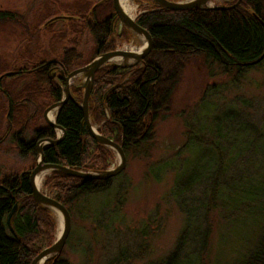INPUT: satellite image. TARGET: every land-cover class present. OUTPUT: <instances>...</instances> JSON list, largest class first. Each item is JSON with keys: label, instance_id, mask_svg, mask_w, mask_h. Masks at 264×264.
<instances>
[{"label": "trees", "instance_id": "obj_1", "mask_svg": "<svg viewBox=\"0 0 264 264\" xmlns=\"http://www.w3.org/2000/svg\"><path fill=\"white\" fill-rule=\"evenodd\" d=\"M236 2L222 6L228 9L187 11L158 9L150 3L136 19L153 42L142 64L132 70L108 65L95 74L90 113L97 121L106 118L104 134L122 148L125 156L149 142L154 123L161 114L170 112L173 93L190 58H203L236 77L264 61L256 63L264 54V0H241L232 8ZM65 10L68 13L63 11L64 15L55 10L52 11L56 13L48 12L41 30H50L57 23H69L76 26L73 34L89 31L95 43L93 57L85 62L75 47L64 49L55 59L36 61L28 54L21 57V64L15 70L0 74V92L8 104L7 135L13 134L22 154L35 155L38 141L56 139L50 127H36L30 141L23 137L31 120L38 121L49 105L61 101L62 76L73 67L87 65L95 57L114 50L113 30L117 20L114 21L111 0H77ZM21 20L15 13L0 12V23ZM119 38L128 42L131 33L123 28ZM70 42L76 46L73 39ZM55 70L59 77L52 79ZM27 79L29 83L15 91ZM9 80L6 88L1 85ZM82 92L79 86L71 87V98L56 117V125L65 132L64 138L58 145L44 147L45 164L88 172L97 171L95 167L99 163L104 165L109 158V150L97 144L85 126L79 108ZM202 107L208 114V101ZM237 117L236 110L228 107L224 114L212 118L209 132L213 140L191 132L179 151L182 155L186 149L200 146L216 155L211 158L210 152L205 151L201 159L207 162L202 159L203 162L183 172L175 182L174 200L191 197L195 191L201 198L186 201L183 197L178 201L184 216L180 241L189 253L180 258L178 246L161 264H204L210 246L211 216L216 211L230 228L246 235L252 245L233 264H264V129ZM17 125L19 129L14 133ZM248 165L249 168H243ZM29 174L24 172L0 182V264H31L39 253V245L49 240L44 227L52 225L51 216L33 201ZM112 180L86 181L53 172L46 183L54 190L55 200L69 210L83 196L108 189ZM15 205L12 228L16 236L7 225V217ZM250 236L253 240H248ZM61 257L45 264H69Z\"/></svg>", "mask_w": 264, "mask_h": 264}, {"label": "rangeland", "instance_id": "obj_2", "mask_svg": "<svg viewBox=\"0 0 264 264\" xmlns=\"http://www.w3.org/2000/svg\"><path fill=\"white\" fill-rule=\"evenodd\" d=\"M75 1L0 0V12L15 13L22 18L20 23H0V74L15 70L21 64V57L28 54L36 61L55 59L64 49L75 47L85 62L93 57L95 43L89 31H74L73 34L76 26L69 23H57L50 30H41L48 12L59 11V15H64L63 11L68 13L65 9ZM236 1L212 0L208 6L222 7ZM150 3L148 0H129L133 19L144 13ZM122 29L117 21L113 30L115 43L112 51H136L146 43L132 33L130 41L120 40ZM72 39L76 46L70 44ZM84 66L73 67L69 73ZM83 80L81 76L71 81L70 95L71 87L81 85ZM28 81H22L15 91L19 92ZM5 82L7 84L1 85L6 88L11 81ZM207 101L208 114L202 107ZM49 107L42 112L38 121L28 123L23 137L25 141L32 140L36 127H49L43 117ZM228 107L236 110L239 121L264 129V61L250 68L243 76L236 77L235 74H226L218 65L205 62L203 58H190L184 64L180 82L173 93L170 112L161 114L154 123L150 141L128 153L125 170L113 178L108 189L83 196L67 209L71 217V231L61 258L69 264H161L178 250V246V256L182 258L187 255L188 247L182 248L183 242L180 241L184 216L178 201L181 202L183 197L186 201L200 199L201 194L195 191L191 197L183 196L176 201L173 199V189L183 172L198 166L200 162H207L203 158L201 161L205 151L210 152L211 158L216 153L200 146L186 149L182 155L179 151L191 132L202 139L213 140L209 132L212 118L224 114ZM7 108V99L0 92V182L24 172L30 173L38 163L36 152L35 155L20 153L13 134L7 135ZM92 108L89 103L91 128L107 138L103 130L106 118L97 121L90 113ZM18 126L14 127V133ZM54 132L56 137L61 135L59 130ZM108 150L109 158L104 165L99 163L95 167L97 171L111 170L119 163L117 152ZM243 168H249V165ZM241 173L243 171L240 170ZM49 176L44 174L39 190L55 199L54 190L46 183ZM48 211L52 225L44 227V230L49 234V240L42 241L39 252L50 247L61 232L58 213ZM211 222L210 246L204 264H233L240 255L251 249L246 235L242 236L235 232V228H230L218 211L212 214ZM251 238L253 240V236L248 240Z\"/></svg>", "mask_w": 264, "mask_h": 264}, {"label": "water", "instance_id": "obj_3", "mask_svg": "<svg viewBox=\"0 0 264 264\" xmlns=\"http://www.w3.org/2000/svg\"><path fill=\"white\" fill-rule=\"evenodd\" d=\"M113 10L115 13L114 21L117 20L123 28H125L130 33L143 38L145 40V46L139 51H122L115 50L108 53L101 54L95 57L89 64L86 66L76 69L70 73L64 74L62 76V81L64 87L62 89V99L60 102L51 105L43 114V117L50 128L53 130H59L61 132L60 136H57L55 140L52 139H44L40 140L36 144V157L38 163L36 167L29 174V187L31 191V196L35 204L39 207L45 208L47 210H51L52 212H56L60 215L61 220V232L55 242L48 248L40 251L37 256L32 260L31 264H45L48 260L52 258H58L66 245L67 239L70 235L71 231V217L69 211L58 201L53 198H50L44 194H42L37 187L36 178L43 172L46 174H52L53 172H59L65 174L70 177L86 180V181H107L115 178L120 175L126 168V156L122 150V148L116 144L114 141L105 138L96 132H94L90 125L89 114H88V105L89 99L92 93L94 77L95 74L102 69L103 67L108 66L109 64L114 65L116 68L121 70H131L138 66H140L143 60L148 56V54L152 50L153 42L151 36L142 29L137 23L136 19L129 17L121 8L120 0H111ZM158 9H165L170 11H187L190 9L197 10H211V9H228L230 7H209V3L212 0H183L178 2H170L168 0H148ZM241 0H237V2L232 6H237ZM264 26V24H263ZM264 59L263 56L256 62L259 63ZM115 60H120L119 62H114ZM83 77L84 80L81 85H78L83 89V97L82 103L79 106L85 126L89 133L92 135L93 139L97 144L107 148L113 149L117 152L119 156V163L116 167L111 170L105 171H77L74 169H70L68 167H63L59 165H51L44 163L43 149L47 145H58L62 139L64 138V130L56 125V117L61 111L62 107L68 102L71 98L70 95V83L73 79L77 77ZM53 79V78H52ZM10 105V104H9ZM52 111H55L54 121H50L48 119V114ZM17 210V205H15L10 211L7 217V225L8 228L14 236V230L12 228V218Z\"/></svg>", "mask_w": 264, "mask_h": 264}, {"label": "bare ground", "instance_id": "obj_4", "mask_svg": "<svg viewBox=\"0 0 264 264\" xmlns=\"http://www.w3.org/2000/svg\"><path fill=\"white\" fill-rule=\"evenodd\" d=\"M120 3H121V8L122 10L124 11L125 14H127L129 17L133 18V16L131 15V12L133 10V8L129 5V0H120ZM145 46V43L136 49V52H139L143 47ZM116 62H119L120 60H115ZM54 118H55V111H52L48 114V119L50 121H54ZM44 174H46V172H43L41 173L37 178H36V184H37V187L39 188L40 187V184H41V180H42V177L44 176ZM57 214V213H56ZM58 216V219H60L59 215L57 214ZM61 228V227H60ZM42 264V263H40Z\"/></svg>", "mask_w": 264, "mask_h": 264}, {"label": "flooded vegetation", "instance_id": "obj_5", "mask_svg": "<svg viewBox=\"0 0 264 264\" xmlns=\"http://www.w3.org/2000/svg\"><path fill=\"white\" fill-rule=\"evenodd\" d=\"M57 75H59V74L57 73V70H55L54 73H53V75H52V78L54 79V78H56V77H59V76H57ZM35 149H36V148H35Z\"/></svg>", "mask_w": 264, "mask_h": 264}, {"label": "built area", "instance_id": "obj_6", "mask_svg": "<svg viewBox=\"0 0 264 264\" xmlns=\"http://www.w3.org/2000/svg\"><path fill=\"white\" fill-rule=\"evenodd\" d=\"M218 7H220V6H218Z\"/></svg>", "mask_w": 264, "mask_h": 264}]
</instances>
